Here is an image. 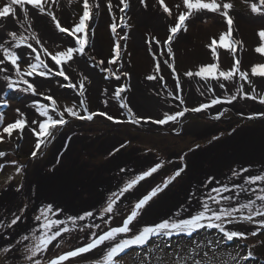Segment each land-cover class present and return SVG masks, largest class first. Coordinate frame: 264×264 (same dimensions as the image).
I'll list each match as a JSON object with an SVG mask.
<instances>
[{"label": "snow or ice", "instance_id": "6c2138e0", "mask_svg": "<svg viewBox=\"0 0 264 264\" xmlns=\"http://www.w3.org/2000/svg\"><path fill=\"white\" fill-rule=\"evenodd\" d=\"M79 2V0H65V3L71 5ZM106 3L107 11L112 17V24L110 25L111 32L117 34L118 26L128 27L126 24V10L129 9V0H118L115 8L119 10V25L117 23L116 12L114 11L113 0H103ZM140 3L147 8L146 0H140ZM164 13L169 17L172 16V10L164 3V0H158ZM60 0H7V2L0 7V32H3V38L0 39V81H3L4 87L8 91L22 92L32 96H42L44 100L50 101L48 103L33 102L32 107L39 113L42 119H32L28 121L24 113L17 108L15 111L21 118L16 119L15 122L4 126V113L0 112V142L4 140V133L7 134L9 140L12 138L13 130H18V138H23L25 128L36 137L35 150L31 152L32 158H36L42 145L47 146L51 142L50 138H55L64 126L69 124V120L65 119V113L68 117L81 121H93L95 117L101 116L116 124L131 123L139 125L143 123H152L157 125H169L181 123L187 113L206 112L217 105L232 104L238 100V97L246 100L258 101L264 105V94L257 91L253 82L249 79L248 73L240 70V61L237 59L233 68L229 71H222L218 64H211L202 66L195 73L189 71L185 73L188 78L198 77L205 82L206 90L213 93L212 98L207 103H201L198 107L188 108L182 107L181 110L174 113L164 112L163 118L153 119L150 117L138 116L131 106L125 102L122 97L123 93L128 91V85L119 86L115 92L114 97L120 102L119 106L126 110L128 118L126 120L116 119L107 112H90L84 100L80 101V108L77 109L75 105L72 107H65L63 111L57 107V101L46 95L43 91H38L37 77L50 79L52 76L62 77L67 83L62 85L70 87L79 92L81 97L85 96L87 76H81L78 83L73 82L70 75L66 72L65 66L73 67V62L77 56L83 57L87 55L86 49L90 46L89 39V24L93 20V11L96 10V15L100 14L102 8V0H83V12L79 18V22L74 24L71 29L63 27L60 20L57 18L54 8H59ZM177 9L180 5H176ZM183 7L185 11H180L174 26L168 29L169 35L164 41L163 48L160 50V56H164V49L167 50V55L173 57V42L177 39L178 34L182 31L187 32L188 21H194L203 13H215L222 17L227 24L228 31L223 33L217 42L213 39L209 46L216 55L215 46L217 43L225 49L233 52L236 51L238 41L233 39V16L230 14L234 11V4L226 2V0H183ZM252 13L264 15V0H255L250 3ZM35 10V14L39 16L50 17L55 24L56 29L60 33H66L75 41L74 45L67 47L65 50L57 51L55 53L49 52L45 43L42 42L40 34L33 28L34 17L31 10ZM9 24H15L18 30H11L8 28ZM94 34V32H93ZM258 35L264 41V30H261ZM120 39H127V35H123ZM155 42L157 45L160 41L156 38H151L148 42L151 44ZM258 53L264 54V46L256 49ZM121 45L119 40L116 41L113 48L112 58L108 61L110 65H114L120 59ZM50 58L51 64L48 59ZM94 59V58H93ZM172 70L173 78L175 80L176 92L169 91L167 94L173 99L178 100L180 105H185L186 101L183 95L180 94L181 81L176 72L174 64L169 63L168 59L163 61ZM99 65H103L104 61H99ZM101 71L113 76L116 80L121 77L111 67H101ZM156 71L160 72V60L156 62ZM123 75L127 76L128 73ZM253 76L264 77V66H255L252 69ZM31 78V79H29ZM147 79L155 80L156 76H149ZM164 81L163 76L160 77ZM211 81H215L220 89H225L224 81L236 85L235 92L224 98L215 94V88L211 86ZM245 82L252 87L251 93L244 91ZM166 87V82H165ZM8 91L0 90V108H8ZM201 91V95H204ZM107 103V101H105ZM81 111L84 113L81 114ZM224 111L218 112L214 117L219 120ZM50 113H55L59 118H54ZM259 116L264 118V112H260L249 119H255ZM38 124V127H37ZM213 139H219L214 137ZM199 148V145L196 146ZM116 151H119L117 149ZM6 155L5 152L0 151V158ZM12 164L17 162L12 161ZM163 167L162 164L151 166L146 171L140 174L131 176L123 183L122 187L110 192L106 197L105 202L98 210L99 218L105 223L110 224L105 217H113L121 213L119 205L127 194H131L138 186H142V182L152 177L159 169ZM186 170V166L182 165L175 172L169 176L162 184L152 188L151 191L139 197L133 205H130L128 214L123 216L119 226H110L102 233H97L93 229H99V224H88L85 226H78V221H91L96 215V212L87 211L83 215L69 217L67 221L60 219H53L51 213L54 208L51 205L40 208L39 214L34 218L38 222V227L30 234H23L20 239L14 242L13 246H5L0 249V264H8L9 261L19 259L22 264H65V262L72 261L75 264L76 258L83 257L86 254L94 253L100 250L98 257H87L88 264H119L117 257L125 254L129 249H147L149 253L152 251L150 242L156 244L160 239H165L166 246L171 249V239L173 236H187L194 237L195 234L202 230H216L222 234L221 238L225 244H230L234 239L246 238V232L239 229L232 230L229 225L234 223H248L254 224L256 229L252 231V235L259 234V230L264 229V172L252 174L250 169L242 168L240 170H233L232 178H242L243 182L232 184L226 182H219L221 186L217 187L213 184L214 177H209L206 181L207 185H213L207 193V198L199 201L200 208L192 213L189 218H181L179 220H164L155 225L140 226L143 215L146 210L151 207L154 198L169 187L182 173ZM23 171V167H17V173ZM125 171V169H121ZM244 173H248L244 176ZM257 185H259L257 187ZM21 187H17L16 191H21ZM245 195L248 198L240 202L241 196ZM195 197V194H193ZM216 205L217 207H213ZM27 205H23L17 213H7L3 218H0V231H4L8 235L9 229H14L23 219V213L26 211ZM177 215H182L178 212ZM70 222L71 227L68 226ZM83 232L87 228L91 235L88 241L83 246H78L74 250L67 251L64 254L55 256L49 255V248L53 242H57L58 247L65 234H71L74 231ZM220 239L215 241L220 243ZM157 247L159 245L157 244ZM11 253V255H9ZM208 257V251H204L201 259L193 257V264H214V261L204 259ZM231 260L236 261V257H231ZM256 257L251 250L237 261V264H254ZM229 264V262H225Z\"/></svg>", "mask_w": 264, "mask_h": 264}, {"label": "rangeland", "instance_id": "374dc122", "mask_svg": "<svg viewBox=\"0 0 264 264\" xmlns=\"http://www.w3.org/2000/svg\"><path fill=\"white\" fill-rule=\"evenodd\" d=\"M132 1L133 0H129L130 5ZM6 2L7 0H0V6L3 7ZM146 2L148 5L147 9H151L153 13L156 14L158 19L155 22H148L145 18L138 15L134 10L131 9V7H129V9L126 10V24L128 25V27L118 26L117 34L114 35L110 30V25L113 22L112 17L107 11L106 3H104L102 0V6L105 10L104 16L106 17V19L102 18L101 11L98 16L96 15V10L93 11L94 18L89 24V39L91 43L90 46L86 49L87 55L83 57L77 56L83 64L85 61L87 66L91 70H93L95 73H97L100 77L103 78L101 83H103V85H106L108 88L116 90L121 85H128V91L126 93H123L122 97L124 98L125 102H127L131 106L133 111L138 116L142 115V112H139V110L137 109L133 95L135 89L139 85L144 88L145 92L151 91L152 93L158 91L161 94H165V97L162 96V101L166 104H170L169 102H176L177 104L179 103L178 100L173 99L167 94L169 91L176 92V89L172 70L168 67L167 64L163 63L165 59H168L169 63L174 64L176 72L180 77L181 89L183 92L181 95H183V97H185L188 87L198 88V86L205 85V82L200 80L198 77L194 76L192 78H188L185 76V73L189 71L195 73L199 70L200 67L211 65L214 63L219 65L220 70L229 71L233 68L237 58H239L238 60L240 61V70L247 72L249 79L253 82L257 91L264 94V77L252 75L253 67L264 66V54L258 53L256 51L258 47L264 46V41H262L260 36L258 35L261 30H264V15L252 13L250 3L255 2V0H226V2H231L234 4V11L230 13L233 16L234 21L233 39L235 41H238L234 54L232 51L221 47L219 43H217V45L215 46L216 55H213V52L209 46L212 44L213 39L219 42L221 35L223 33H226L228 31V28L226 22L222 17L218 16L215 13H204V15L196 18L194 21L190 20L187 22V32L182 31L180 34H178L177 39L173 42L172 45L173 57H169L167 55L166 48L164 49V56H160L159 53L161 48H163L164 41L167 40V37L169 35V27L174 26L179 12L186 10L183 7V0H164V3L172 10L171 17H169L167 13L163 12V9L158 3V0H146ZM63 3H65V0H60L61 5L59 6V8L61 9V12L59 8H54L53 10L56 12L57 18L60 20L61 25L63 27L71 29L74 24L79 22V18L82 15L83 0H79V2L72 3L71 5L65 3V6ZM117 3L118 0H113L114 11L116 12L117 23L119 25V16L121 15V13L117 8H115V5ZM176 5H180V8L177 9ZM74 9H77L78 13H75ZM64 13H67L66 18L64 17ZM158 15H164V18L160 19ZM62 34L68 36L66 33ZM125 34L127 35V39H120V37ZM154 34H156V37H154ZM237 35L239 36V39L236 38ZM153 37L158 39L161 44L157 45L154 41L149 44L148 41ZM68 38L73 39L70 36H68ZM63 40L64 38L61 36L60 41L55 40L52 41V43L48 41V43H45V46H47L48 50L52 53L62 51L65 50L67 47H70ZM117 40H119V43L121 45L120 59L117 61L116 64L110 65L108 61L112 58L113 48ZM240 50H242L241 58L239 56ZM47 59L49 60V62H51L50 58ZM158 59L160 60V72L156 71V62ZM101 60L104 61L103 65L98 64V62ZM101 67H111L113 71H116L117 68H119V72L117 74L120 75L121 79L116 80L113 76V78L110 77V79H106L105 77L109 74L102 72ZM85 69L86 68H82L83 71H85ZM124 73H128V75L125 76L123 75ZM93 76H95V74H93ZM149 76H156L157 79L149 80L147 79ZM161 76H163L164 81L160 80ZM80 79L81 76L75 73V82L78 83ZM210 83L212 87L219 88L218 84L215 81H211ZM224 83L226 85V88L224 89L226 90L225 92L229 96L232 95L236 90V85L227 81H224ZM51 86L53 89H55V91H58V88L62 87L60 83H56L55 85L52 84ZM88 86L89 85H86V87ZM93 88H97L98 90L100 88L102 92L104 90L99 86H93ZM246 89L249 93H251L252 87L245 82V92H247ZM72 93H75V96L72 97V102H64V100L62 99H55L57 101V107L60 109V111H63L65 107H72L73 105H75L76 108L79 109L80 101L84 100L90 112H107L109 115L120 120H126L128 118L126 110L119 106L120 102L115 97L114 99H112V94V98L106 100L107 103H105L104 101L103 103L95 101V103L94 101H90L85 96L81 97L78 92H74L73 90H68L67 92V94ZM98 94L99 92L95 95L96 98H98ZM7 98L9 100V107L0 110V112L4 113V126H7V124L12 123L11 120H13L15 117L20 116L15 111L17 108H19L20 111L25 114L28 121L30 120V118L42 119L39 117V113L36 112L35 108L32 107L33 102L35 101L31 102L32 100L30 98L25 99L24 94L22 92L10 91L8 92ZM91 98L94 99L93 96H91ZM239 98L240 97H238V100ZM38 101L40 103L50 104V101H46L44 100V98ZM147 102L149 103L150 101L148 100ZM252 104L253 103L241 104L239 108L250 107ZM189 105H191V103H189ZM199 105L200 104L197 103V107ZM260 105L261 108H258V111H256L255 113H247L243 110H237L236 113L227 111V113H225V117L233 118L232 121L234 122L233 127L232 129H230V131L237 130L238 128L243 127V125L255 126L259 124L261 126H264V118H260L259 116H257V118L255 119H249L250 116H253L260 112H264V105ZM143 106L146 107V104L144 103ZM27 109H30V113L28 115ZM7 111L10 113L7 114ZM14 111L15 115L13 114ZM50 114L53 115L54 118H59L58 116H56L55 113ZM81 114L83 115L84 113L81 111ZM217 114L210 115L209 113H207V111L196 114L189 112L183 118L181 124H169L163 125L161 127L152 125L151 123L143 122H141V124L137 126L131 123L116 124L101 116L95 117L94 120L91 122L81 121L68 117L67 113H65V119L69 120V124L66 125L69 129L76 128L79 130L76 134V137H78L79 139L84 140L85 137H82L78 134L84 136H91L93 138L98 137L100 139H107L108 137H113L116 139V146L113 147L114 150L111 149V151H115L117 149L120 150L124 148L128 151H136L137 154L142 153V155L146 158H149V160L152 157L151 162L153 164L145 165L144 168L146 170L149 169L151 166L159 164V160L162 159L160 164H162L163 167L159 169V171H161V169L165 170L166 168L172 167L171 162H165L168 155H170L171 153H175V151L179 152L182 149H188L190 147L191 140L197 139L192 133H184L183 135V128L195 125L202 127L203 124L205 125L207 123L213 122V119L210 117L216 116ZM202 120H207V122H203ZM230 131L229 129H222L220 131L217 130L216 133L212 135H207L205 139L207 138L208 142L217 141L213 138L219 136L224 137L225 135H227V132ZM3 135L4 140L3 142H0V151L5 152L6 155L0 158V165L3 163L8 164L13 159V161L17 162L19 159L22 163L28 160L34 162V160L36 161L38 159V157L32 158L31 156L32 149L35 145L36 137L33 136L30 132H28L25 137L23 136V138H18V130H13V135L10 140L6 133H4ZM118 137L120 139H118ZM25 140L27 141V147L23 146V142ZM200 140L203 139L201 138ZM12 141H15L14 146L11 145ZM86 141L90 142L92 140L91 138H86ZM120 141H125V144L121 143ZM11 148L13 154L10 152ZM15 149H20L16 153L17 155H15ZM107 153L108 151H106V154H99L96 152L97 156L93 157L90 160L96 162V164L102 163L110 157ZM84 156H86V158H91L90 155ZM37 161L42 162L43 160L39 159ZM8 166L9 167L7 169L10 171L16 169L15 164H11ZM238 166V163L232 162L223 163L218 168H221L220 170L223 173H226L227 176H231L233 170L236 169ZM254 167L256 169H259V166L257 165H255ZM1 174L2 173H0V175ZM162 175L163 174H161V176ZM161 176L159 179H161ZM115 177L118 178L119 176H114V179ZM0 181H9V177H7V175H3L2 177L1 175ZM156 181L157 182L154 183V187L157 186L158 177H156ZM206 181L207 176L204 182L206 183ZM195 189H197V187L194 188L193 193L197 194L198 189ZM198 205H200L199 201ZM127 214L128 211L121 212L116 216L114 220L113 218L110 219V224L101 225V229L104 226H119L122 217L126 216ZM172 214L173 220H177V215L175 213ZM142 222L143 223L140 224L141 227L148 225L146 221ZM246 224L254 225L248 223ZM230 226H232L231 229L239 228L237 227L236 223ZM93 230H100V228ZM87 232L89 231H77L62 237V242L58 247L56 246L57 242L54 241L53 245L49 248V255L55 256L59 254H64L67 251L74 250L78 246H83L88 241L91 235L90 232L89 234ZM244 232H246V238L234 239L232 242H234L235 245H232L231 249H228L226 245L223 246V249L228 255V257H224L222 260L217 261L215 264H225V262H229V264H237L239 257L245 255L248 250H251L254 256L256 257L254 264H264V229L259 230V234L256 236H249V231ZM221 242L224 243L223 240H221ZM181 246L183 245H179L176 247L178 249H181ZM143 251L129 249L126 252L127 254L117 257V259L119 260V264H140L138 263L139 259L143 260V257H146L147 255V251L145 255H142ZM9 255H11V253H9ZM99 255L100 250H96L94 253H89L83 257L76 258L75 264H88L87 257H98ZM231 257H236V261L231 260ZM8 264H13V261H9ZM15 264H22V262L17 259L15 261ZM65 264H73V262L68 261L65 262Z\"/></svg>", "mask_w": 264, "mask_h": 264}, {"label": "flooded vegetation", "instance_id": "af4514ba", "mask_svg": "<svg viewBox=\"0 0 264 264\" xmlns=\"http://www.w3.org/2000/svg\"><path fill=\"white\" fill-rule=\"evenodd\" d=\"M63 4L65 6V3H63ZM31 11H35V10L33 9ZM72 11H73V9H72ZM74 11H75V13H78L77 9H74ZM60 12H61V9H60ZM33 17L35 20L36 18L34 15H33ZM93 17H94V14H93ZM46 19L49 22H52L50 17H46ZM73 20H75V19H73ZM53 25H54V23H53ZM8 28L11 30H18L17 26L15 24H9ZM33 28L35 29L34 22H33ZM154 37H156V34H154ZM157 37H159V36H157ZM2 38H3V32H0V39H2ZM48 41H51V40L48 39L47 42H43V43H48ZM237 59H239V58H237ZM65 70L70 75V78H72L73 82H75V73L78 74L76 72L77 70L76 71L75 70L70 71V69L66 66H65ZM95 76L98 77L96 79L97 85H94L95 79H89V82H87V81L85 82L86 85H89L88 87H86L85 97H87L90 101H94V102L97 101L100 103H103V101L105 102L107 99L112 98L111 94L113 95L112 99H114L115 89H112V88L110 89L106 85H103V83H101L103 78L100 77L97 73H95ZM110 77H112V76L107 75L105 78L110 79ZM53 78H55V79H53ZM61 78L62 77H59V76H52L50 79H47L49 83L45 86V89L42 90V89L38 88V91H43L46 95L49 94V96H52L56 100L62 99V100H64V102H67V101L72 102V100H73L72 97L75 96V93L67 94V92H68V90H73L74 92H78L77 90H74L70 87L62 86V87L58 88V91H55V89H53L51 86L52 84L55 85L56 83H60L61 85L66 84L67 83L66 81H64V80L60 81ZM29 79H31V78H29ZM1 84L4 85L3 81H0V90H1ZM93 86H99L104 90L102 92L100 88L98 90L97 88L96 89L93 88ZM199 87H201V86H198V88L188 87V90L186 91V95L184 97V99L186 101L185 105H180L179 103L177 104L176 102H174L175 104L171 103V102H169L170 104H166L162 101V98H163L162 96H164V95H162V94H160V92H158L157 98L159 99V101L161 103L163 102L165 104V107L161 108V109H160V107L157 108L155 112H151V115L145 116V118L150 117L153 119H161V118H163V113L166 111L169 113H174L176 111L181 110L182 107L193 108V107H197V103H199V104L207 103L212 98L213 93L207 91L206 88H204V90H203L205 93L204 95H201V93H200L197 95H191L192 97L189 96L191 90H196V91L200 92ZM213 88H215V94L216 95L224 97V98L229 96L225 92L226 90L216 88V87H213ZM246 91H247V89H246ZM8 92H10V91H8ZM98 92H99V94L97 96L98 98H96L95 95ZM135 92H136V89H135ZM146 93L151 94V91L146 92ZM152 93H154V92H152ZM182 93L183 92L181 91L180 94H182ZM263 93H264V89H263ZM23 94H24V98L25 99L30 98L32 100L31 102L36 101L37 99L40 100L43 98L42 96L33 97L30 94H25V93H23ZM52 94H55V95H52ZM25 96H27V97H25ZM91 96H93L94 99H92ZM240 100H242V101H240ZM159 101H157V102L160 104ZM189 103H191V105H189ZM251 103H253V104L250 107L239 108V106L241 104H251ZM166 107H168V109H166ZM179 107H181V108H179ZM258 108H261V105H260V103H258V101L246 100L244 98H239V100H237L236 102H233L232 104L217 105L216 107L211 108L207 111V113H209L210 115H215L218 112L226 109V111H224L223 117H221L219 120L215 119L214 118L215 116H213V117H210L213 119V122L207 123L205 125L202 123L203 124L202 127H199L196 125L184 127L183 128L184 130H182L183 135H184V133L185 134L192 133L193 135H195V137L197 139L191 140L190 147L188 149H182L179 152L175 151V153H171L170 155H168L165 162L166 163L171 162L172 167L166 168L165 170L161 169V171L154 173L152 177H149L146 181L142 182V185H146V188L144 189V191L141 194L136 195L132 199L126 200V198H124L122 203L119 205L120 209L122 210L121 212L128 211L130 205H133L139 197H141L142 195L151 191V189L154 187V183L157 182L156 177H158L157 185H160L169 176H171L175 172L176 169H178L182 165L186 166V170L182 173V175L180 177H178L172 184H170L167 189H165L162 193H160L158 195V198H154V202L160 201L161 199H163L164 201H169L172 198H177L178 196H180L181 193L185 192V189H188L189 186L192 189V191H194L195 187L201 186L204 189L198 190L197 194L190 192V193L195 194V196H197L194 199L198 203V201L207 198L206 194L210 191L211 187L213 186V185H210L211 187H209V185L206 186V183L204 182L206 176H207V180L209 177H214L215 180L213 181V184L217 187L221 186V184L219 183L221 181L226 182V183H230V186L232 184L242 183L243 182L242 178L237 179V178L233 177L232 180L229 181V177H231L232 175L227 176L226 173H223L220 170L221 168H218L223 163L236 162V163H238L239 166L234 170H240L242 168H248V169H250V172L252 174L264 172V126H261L259 124L255 125V126L243 125V127L238 128L237 130H231L230 131V129H232L233 124H234V122L232 121L233 118H226L225 117V113H227V111H231L232 113H236L237 110H243L247 113H255L256 111H258L257 110ZM1 109H3V108H0V110ZM213 111L215 112L214 114L212 113ZM8 113H10V112L7 111V114ZM13 114L15 115V111L13 112ZM193 114H196V113H193ZM140 116L144 117L143 115H140ZM19 118H20V116L15 117L13 120H11V122H15V120L19 119ZM202 121L207 122V120H202ZM152 125H155L158 127L163 126V125H157V124H152ZM135 126H137V125H135ZM212 127L215 129L210 131V132H207V129L212 128ZM222 129H227V130L229 129L230 132H227V135H225L224 137L219 136V139H216L217 141H213V142L209 141L208 142L207 138L205 139V137L207 135H212V134L216 133L217 130L220 131ZM78 131L79 130L76 128H70L69 129L67 126H64L58 133H56L54 139L50 138L51 142L48 143L46 147L42 145L40 151L37 154V157H38L37 160H39V159L43 160L42 162H38L37 160L36 161L34 160V162L31 160H28V161L22 163L18 159V162L15 161V162H17L15 164L16 169H13L11 171L8 170L7 168L9 167L8 165L12 164L11 162L14 159L11 162H9L8 164L3 163L0 165V173H2L1 174L2 177H3V175H7V177H9V181H0V218H3L6 215L4 210H7V213H17L23 205H27V209L23 213L22 221L14 229L8 230L10 235L5 233L4 231H0V249H3L5 246H13L14 242L16 240L20 239L23 234H30L32 231L36 230V228L39 225H38V222L35 220L34 217L39 214L38 210L40 208L51 205L54 208V212L50 214V215H52L53 219H56L57 216L59 214H61V210L63 209L62 207H58L56 204H54L50 200L49 201L48 200L36 201L34 199V192H35L36 188L39 186L40 182L42 184L46 185L47 187H48V185H50L46 181V178L49 177L57 169V166H59V165L63 166L62 164L67 165L66 163L69 160H63V158H62V156H63L62 151L63 150L60 149V142L64 138H66L67 141H69L72 137H74V136L76 137L77 136L76 134ZM240 134L244 135V136L248 135L249 137L248 136L240 137L239 136ZM15 135H17V134H15ZM78 135L85 137V138H91V140H92L91 143H93V142L99 143V142L110 139V137H108L107 139H100L98 137L93 138L91 136H84L81 134H78ZM25 136H26V134L24 133V137ZM246 137H248V138H246ZM14 138H15V136H14ZM111 138H113V137H111ZM201 138L203 140H200ZM118 139H120V138L118 137ZM120 142L125 144V141L124 142L120 141ZM11 145L14 146L15 141H12ZM197 145H199V148L196 147ZM111 149H113V147H111L109 149L107 148V151H108L107 154H109V156H111V157L115 154H118L120 151H123V150L128 151V150H125L124 148L120 149L119 151H116V150L113 151L114 149L111 151ZM19 150L20 149H15V155H17L16 153ZM34 150H35V147L32 149V151H34ZM10 152L13 154L12 148L10 149ZM134 152H136V151H134ZM138 154H142V153H138ZM160 154H161V152H160ZM85 155H86V153H85ZM109 159H110V157L107 160H109ZM146 159L148 160L149 158H146ZM161 160L162 159L159 160V164H160ZM251 162L254 164L247 165ZM81 163H82V161H81ZM256 163L259 164V169H256L254 167ZM107 164H108V161H107ZM19 166L23 167V171L20 173H17V167H19ZM122 169H124V168H122ZM145 170H146L145 168H143L141 170H137L135 173L130 174L129 177L140 174ZM120 172H122L121 169H120ZM120 172L118 170H116L115 172L113 171V176L109 177L110 173L108 172V169L105 170L102 168L97 173H95V174L99 175L100 179H105L107 177L110 178V179L104 180V187H101L102 189H100V190L108 189L106 192L105 198H102L97 203V205H95V206L89 205L88 208H86L85 211L82 213H79V214H77V213L76 214L66 213L65 215L62 214L63 217L61 220L67 221L69 217L83 215L87 211H93V212H96L98 214V210L101 208V205L105 202L106 197L110 194V192L117 190L118 187H122L123 183L127 181V180H125L123 183H121ZM122 173H125V171H123ZM161 174H163V175L161 176ZM247 175H248V173H244V176H247ZM114 176H119V177L118 178L115 177V179H114ZM160 176H161V179H159ZM21 186H22L21 191H19V192L16 191V188L21 187ZM258 186L259 185H257V187ZM136 190H134L132 193H134ZM171 194L173 195L172 197H170ZM247 198H248L247 196L242 195L240 202L245 201ZM154 202H152L151 205ZM213 207H217V206L213 205ZM98 215H96L91 221L88 220V222L78 221V226L82 227V226L88 225L90 223L91 224L97 223L100 225V230H95L97 233H102L104 230H106L110 226H113V225L104 226L101 229V225H104L107 223H105L104 220H101ZM116 216L105 217V219L110 221V219L113 218V220H114L116 218ZM141 223H143L142 220H141L140 224ZM236 225H237V227H239L236 229H239L241 231H249V234H250L249 236H251L252 235L251 232L256 229V226L247 225L246 223H236ZM68 226L71 227L70 222L68 223ZM228 227L231 228L232 226L229 225ZM236 229L232 228V230H236ZM77 231H79V227H78ZM77 231H74V232H77ZM85 231L90 232V230H88L87 228L85 229ZM98 231H100V232H98ZM89 232H87V233L89 234ZM67 235H69V234H65L64 236H67ZM60 239H62V238H60Z\"/></svg>", "mask_w": 264, "mask_h": 264}, {"label": "bare ground", "instance_id": "6f19581e", "mask_svg": "<svg viewBox=\"0 0 264 264\" xmlns=\"http://www.w3.org/2000/svg\"><path fill=\"white\" fill-rule=\"evenodd\" d=\"M131 9L134 10L138 15L145 18L148 22H155L158 18L155 13L151 9L145 8L141 3L140 0H133L131 5ZM102 18L106 19L104 16L105 10L102 6L101 8ZM32 14L35 16L34 20V26L35 30L40 34V37L42 39V42H47V40L52 41H60L61 36L64 38L63 41H65L70 47L74 45V41L71 38H68V36L63 35L62 33L58 32L56 27L53 25L52 22H49L45 16H39L35 14V11H32ZM204 15L201 14V16ZM159 18H164V15H158ZM64 17H67V13H64ZM33 26V25H32ZM47 59V58H46ZM51 64V62H50ZM66 67H68L66 65ZM73 67L70 68V71L77 70L76 72L80 76H87L88 81L89 79H95L94 85H97V76H93L95 72L91 70L86 62L84 61V64L82 61L76 57L75 61L73 62ZM82 68H86L85 71L82 70ZM92 72V73H91ZM55 79V78H53ZM63 79L61 78L60 81ZM38 88L44 90L45 86L49 83L47 79L42 77L36 78ZM139 85V84H137ZM140 86V85H139ZM137 87L136 92L134 93V101L136 104L137 109L139 112H142V115L148 116L151 115V112H155L157 108L160 107L164 108L165 104L159 101L158 97V91H155L154 93L147 94L143 87ZM200 92L196 90H191L189 96L191 95H197L200 94L201 91L204 90L205 85L199 87ZM1 90L7 91V89L4 87V85L1 84ZM161 94V93H160ZM165 96V94H162ZM32 96V95H31ZM27 97V96H25ZM38 97V96H33ZM150 101L149 103L147 101ZM159 101L160 104L157 102ZM146 104V107L143 106V104ZM168 109V107H166ZM30 113V109H27V115ZM215 113L214 111L212 112ZM32 118H30L29 122H31ZM215 128H209L207 129V132H210L214 130ZM25 128V134L27 135L29 131ZM240 137H245L248 135H239ZM249 137V136H248ZM246 137V138H248ZM116 139L110 138L108 140L102 141V142H88L86 141V138L79 139L78 137H72L69 141H67L66 138L62 139L60 142V149H62L63 153V160H69L65 165L63 166L59 165L57 166V169L46 178V181L48 182V187L44 184L39 183V186L36 188L34 192V199L36 201L40 200H50L54 204H56L58 207H62L61 214L57 216L58 219H62L63 215L66 213H73V214H79L85 211L88 206H95L97 203L102 199L105 198L106 192L108 189L100 190L101 187H104V180L110 179H100L99 175L95 174L100 169H108V172L110 173L109 177L113 176V171L115 172L118 170L120 172V169L124 168L125 173L120 172V180L121 183H123L125 180H127L130 176V174L135 173L137 170H141L145 167V165L153 164L152 158L149 160L146 159L142 154H137L136 152L130 150V151H120L118 154L110 156V159L107 161H103L102 163L96 164V162H93L89 159H92L93 157H96L97 153L99 154H105L107 151V148L115 147L116 146ZM23 146L27 147V141L25 140L23 142ZM249 152V151H248ZM61 153V154H62ZM86 155H90L91 158H86ZM53 160V159H52ZM62 160V161H63ZM82 161V163H81ZM54 162V161H53ZM254 163H249L247 165H251ZM255 165L259 166L258 163ZM85 167V168H84ZM43 181V180H42ZM192 186V185H191ZM209 187H211L209 185ZM146 188V185L139 186L137 190L134 193L127 194L126 200L134 198L136 195L141 194L144 189ZM198 190H203L201 186H197ZM195 189V190H197ZM192 189L190 186L188 189H185V192L181 193L180 196L177 198H172L169 201H164L161 199L160 201L154 202L150 210L144 214L142 217V221L150 220L153 216H158L159 214H166V213H172L175 210H178L181 206L183 210L186 209L185 212H190L194 206H198L197 201L194 199ZM173 195L171 194L170 197ZM191 197V198H190ZM190 198V199H189ZM35 201V202H36ZM63 214V215H62ZM56 218V219H57ZM83 222H88V220H85Z\"/></svg>", "mask_w": 264, "mask_h": 264}, {"label": "trees", "instance_id": "16d2710c", "mask_svg": "<svg viewBox=\"0 0 264 264\" xmlns=\"http://www.w3.org/2000/svg\"><path fill=\"white\" fill-rule=\"evenodd\" d=\"M222 234L214 230H202L200 233L195 234L194 237L189 238L187 236H173L171 239V249H169L165 244V239H160L156 244L150 242L152 247L151 253L147 249H136V250H145L142 252V255L146 257L139 259L138 263L140 264H193V257L195 259H201L204 251H208V257L204 259L211 258L214 261V264L217 261L222 260L224 257H228L224 251V245L228 249H231L232 245H235L234 242L230 244L222 243L220 239ZM220 239V243L216 244L215 241ZM157 244L159 247H157ZM181 246V249H178L176 246ZM127 254V253H125ZM124 255V254H123Z\"/></svg>", "mask_w": 264, "mask_h": 264}, {"label": "water", "instance_id": "95a60500", "mask_svg": "<svg viewBox=\"0 0 264 264\" xmlns=\"http://www.w3.org/2000/svg\"><path fill=\"white\" fill-rule=\"evenodd\" d=\"M236 38L239 39V36L237 35ZM239 56L241 58V56H242V50H240ZM199 208H200V205L194 206V208L190 212H185L186 209L183 210L182 207L180 206L178 210H175L172 213H175L176 215H177L178 212L182 213V215H177L176 216L177 217V220H179L181 218H185L186 219V218L190 217V215L192 213H194L195 211H197ZM149 210H150V208H148L146 212H148ZM172 213H166L164 215L159 214L158 216H153V217L150 218L149 221L146 220V222L148 223V225H155V224H157L159 222H162L164 220H173V217H172L173 214ZM150 221H152V222H150Z\"/></svg>", "mask_w": 264, "mask_h": 264}]
</instances>
